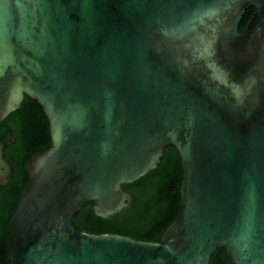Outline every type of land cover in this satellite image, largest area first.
Masks as SVG:
<instances>
[{"label": "water", "instance_id": "1", "mask_svg": "<svg viewBox=\"0 0 264 264\" xmlns=\"http://www.w3.org/2000/svg\"><path fill=\"white\" fill-rule=\"evenodd\" d=\"M23 95L49 144L22 163L6 264H208L219 246L264 264V0H0V120ZM166 145L180 208L158 240L74 229L84 202L125 207Z\"/></svg>", "mask_w": 264, "mask_h": 264}, {"label": "trees", "instance_id": "2", "mask_svg": "<svg viewBox=\"0 0 264 264\" xmlns=\"http://www.w3.org/2000/svg\"><path fill=\"white\" fill-rule=\"evenodd\" d=\"M247 6L237 24L240 31L252 14ZM11 125L19 147L12 166V175L5 191L10 196V206L19 195L27 179L22 163L30 153L48 146V126L40 106L27 95L19 105L0 120V126ZM181 168L178 155L171 145L163 147L158 163L138 178L123 183L130 200L121 210L101 217L92 211L91 202H84L72 216L74 229L90 233L110 232L140 240L156 241L179 211V183ZM11 209V208H10ZM10 212V211H9ZM8 219L0 220V264H6ZM6 221V222H5ZM208 264H230L223 247H216Z\"/></svg>", "mask_w": 264, "mask_h": 264}, {"label": "flooded vegetation", "instance_id": "3", "mask_svg": "<svg viewBox=\"0 0 264 264\" xmlns=\"http://www.w3.org/2000/svg\"><path fill=\"white\" fill-rule=\"evenodd\" d=\"M14 133H17V131L12 132L11 125L5 127L0 126V139L2 136H5L7 140L2 148V158L8 161L11 166V173L7 175L6 182L3 185H0V220H5L11 208L9 205L10 196L9 193L5 191V189L8 186L12 175V166L15 161L17 148L19 147V141Z\"/></svg>", "mask_w": 264, "mask_h": 264}]
</instances>
